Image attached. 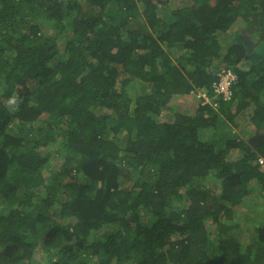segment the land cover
Returning <instances> with one entry per match:
<instances>
[{"label": "trees", "instance_id": "trees-1", "mask_svg": "<svg viewBox=\"0 0 264 264\" xmlns=\"http://www.w3.org/2000/svg\"><path fill=\"white\" fill-rule=\"evenodd\" d=\"M261 157L264 0H0V264H264Z\"/></svg>", "mask_w": 264, "mask_h": 264}, {"label": "rangeland", "instance_id": "rangeland-1", "mask_svg": "<svg viewBox=\"0 0 264 264\" xmlns=\"http://www.w3.org/2000/svg\"><path fill=\"white\" fill-rule=\"evenodd\" d=\"M50 33H54V31H51ZM11 103H12V101L9 102V104H11ZM166 112H167V110H165L164 113H166ZM249 119H250L249 114L245 115V116L239 115L236 118L237 125L235 126L234 124H232L231 128L238 135L242 136L243 132H245L249 128ZM260 161L264 165V158L263 157L260 158ZM208 187H210V189L213 193H215V194L218 193V189L212 188L211 185H208ZM244 212H246L247 214L242 215V218L239 221V223H241V224H243V221H246L247 218L253 219V217H255L256 214H257V217L263 216L264 215V200H263V198L256 197L252 201H249L246 204V207H244Z\"/></svg>", "mask_w": 264, "mask_h": 264}, {"label": "built area", "instance_id": "built-area-1", "mask_svg": "<svg viewBox=\"0 0 264 264\" xmlns=\"http://www.w3.org/2000/svg\"><path fill=\"white\" fill-rule=\"evenodd\" d=\"M235 81V74L232 72H226L222 74L220 81L214 86L215 97H224L225 99H230L232 94L231 85ZM203 97L208 100V97L203 95Z\"/></svg>", "mask_w": 264, "mask_h": 264}]
</instances>
